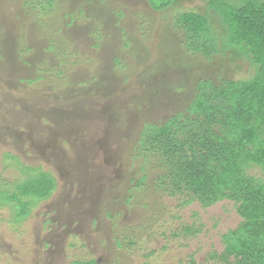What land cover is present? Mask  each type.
I'll list each match as a JSON object with an SVG mask.
<instances>
[{
	"label": "rangeland",
	"instance_id": "obj_1",
	"mask_svg": "<svg viewBox=\"0 0 264 264\" xmlns=\"http://www.w3.org/2000/svg\"><path fill=\"white\" fill-rule=\"evenodd\" d=\"M53 6L0 0V181L23 177L10 154L57 182L20 224L0 206V264H214L221 234L241 221L233 203L182 205L151 178L137 185L132 151L145 123L183 110L198 79L245 78L252 65L233 50L206 60L185 48L173 20L208 11L204 0L165 11L147 0ZM249 172L264 180V169Z\"/></svg>",
	"mask_w": 264,
	"mask_h": 264
},
{
	"label": "trees",
	"instance_id": "obj_2",
	"mask_svg": "<svg viewBox=\"0 0 264 264\" xmlns=\"http://www.w3.org/2000/svg\"><path fill=\"white\" fill-rule=\"evenodd\" d=\"M147 1L155 11L177 2ZM204 1L208 11H180L173 20L183 32L185 48L206 60L221 52L220 47L233 50L250 62L253 72L219 82L198 79L182 111L161 123H145L132 151L140 170L136 183L151 178L155 189L178 195L182 205L231 201L241 221L221 234L223 249L210 253V259L214 264H264V180L249 172L252 167L264 169V0ZM53 4L55 0H23L24 6L48 12L56 8ZM214 21L224 33L221 43ZM5 156L23 177L11 184L0 181V206L9 208L11 223L20 224L51 196L57 182L50 171ZM73 264H94V259ZM186 264H195L192 255Z\"/></svg>",
	"mask_w": 264,
	"mask_h": 264
}]
</instances>
